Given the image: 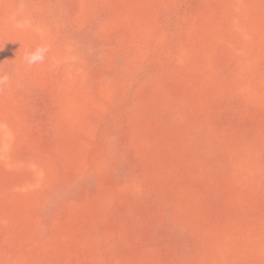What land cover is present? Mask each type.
<instances>
[{"label": "rangeland", "instance_id": "1", "mask_svg": "<svg viewBox=\"0 0 264 264\" xmlns=\"http://www.w3.org/2000/svg\"><path fill=\"white\" fill-rule=\"evenodd\" d=\"M0 71V264H264V0H0Z\"/></svg>", "mask_w": 264, "mask_h": 264}, {"label": "clouds", "instance_id": "2", "mask_svg": "<svg viewBox=\"0 0 264 264\" xmlns=\"http://www.w3.org/2000/svg\"><path fill=\"white\" fill-rule=\"evenodd\" d=\"M49 48L47 45H38L33 49H29L23 56V61L26 66L42 64L48 55ZM10 84V77L7 73L0 71V89L7 87Z\"/></svg>", "mask_w": 264, "mask_h": 264}]
</instances>
